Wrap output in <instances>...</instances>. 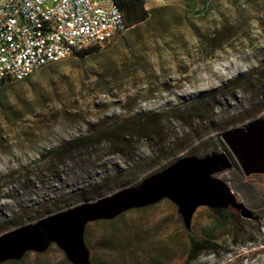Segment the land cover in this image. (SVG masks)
Instances as JSON below:
<instances>
[{"label": "rangeland", "instance_id": "rangeland-1", "mask_svg": "<svg viewBox=\"0 0 264 264\" xmlns=\"http://www.w3.org/2000/svg\"><path fill=\"white\" fill-rule=\"evenodd\" d=\"M145 7L147 19L98 49L8 82L0 97V226L34 223L101 182L110 194L120 180L201 155L212 139L231 156L219 133L264 114V0ZM213 175L254 218L238 212L237 221H218L217 206L199 202L185 226L179 205L162 196L87 222L89 263L264 264V174L244 175L236 163ZM188 231L219 248L188 261ZM0 264L74 263L50 241Z\"/></svg>", "mask_w": 264, "mask_h": 264}, {"label": "water", "instance_id": "water-1", "mask_svg": "<svg viewBox=\"0 0 264 264\" xmlns=\"http://www.w3.org/2000/svg\"><path fill=\"white\" fill-rule=\"evenodd\" d=\"M219 136L232 157L225 152H211L202 157L181 156L132 186L0 234V262L18 259L27 250H43L50 241H55L74 264H90L82 241L87 222L113 218L126 208L144 205L162 196L170 197L179 205L185 226L189 225L193 208L199 202L231 206L242 218H253L252 212L213 173L231 167L233 158L244 175L264 174V114L243 125L224 129Z\"/></svg>", "mask_w": 264, "mask_h": 264}, {"label": "built area", "instance_id": "built-area-1", "mask_svg": "<svg viewBox=\"0 0 264 264\" xmlns=\"http://www.w3.org/2000/svg\"><path fill=\"white\" fill-rule=\"evenodd\" d=\"M123 28L115 0H0V70L16 60L45 66L57 53L105 44ZM90 34L103 41L89 43Z\"/></svg>", "mask_w": 264, "mask_h": 264}, {"label": "trees", "instance_id": "trees-1", "mask_svg": "<svg viewBox=\"0 0 264 264\" xmlns=\"http://www.w3.org/2000/svg\"><path fill=\"white\" fill-rule=\"evenodd\" d=\"M115 2L123 14L125 27H127V26H133L134 27V26L138 25L139 22L147 19V17L150 14V9L145 7V3L143 0H115ZM196 9H198V8H196ZM98 48H99L98 46H91L88 48H84L80 51H77L73 55L78 56V57H83L87 53H90L91 51L98 49ZM28 77H26L25 79H27ZM13 81H17V80H8V81L0 82V97L2 95H4V93L6 92L5 90L11 86V84L8 82H13ZM6 83H8V84H6ZM252 119H254V118H250L246 122H244L242 124L235 125V126L243 125ZM235 126H230L229 128H232ZM107 129L109 132L110 131L114 132L113 127L111 129H109V127H108ZM76 140L77 139H75V141ZM115 143H117L118 145H122V147H124L123 146L124 142H122V141L117 140ZM217 149H218V143L212 139L207 144L203 153H201V155H199V157H202L203 155H205L207 153L216 152ZM232 165H236V162L234 161V159L232 160ZM162 168H164V166L158 168V170L148 172L147 174H143L140 176V178H136V177L131 178L130 177L126 180H120L119 182H117V185L114 188H118V189L120 188L121 189L124 187L132 186V185L138 183L142 178L146 177L147 175H149L151 173L159 171ZM222 182L224 184H227V188H230V190L233 192V189L231 188V186L227 182H225L224 180ZM102 185H104V182L98 183L93 188V192H91L90 194L89 193H82V194H80V196L71 200V202H63L62 204H56L55 203L54 204L55 206L47 209L45 211V214H43L42 216H44V217L49 216L51 214H54V212H57V211L66 209L68 207H71V206H73V205H75L81 201L93 200V199H96L98 197L104 196V195H106V193L110 192V190L112 189V187H109V188L107 187L106 189L103 190ZM214 209L217 212L218 216H217L216 220H218V221L223 220V218H226V219L231 218V219H234L235 221H237V219H238V217H237L238 211L231 206H226V207L220 206V207H216ZM27 221H28L27 219H21V218L19 220H12L8 224L6 223L7 225L0 226V233L5 231V229H9L10 227L22 226ZM236 224H238V223L236 222ZM237 228H239V224H238ZM186 238H187V243H188V251H187V260L188 261L195 260L198 257V255H200L203 251H206V250L216 251L219 248L217 244L211 243L207 239L196 238L189 231L187 232Z\"/></svg>", "mask_w": 264, "mask_h": 264}, {"label": "bare ground", "instance_id": "bare-ground-1", "mask_svg": "<svg viewBox=\"0 0 264 264\" xmlns=\"http://www.w3.org/2000/svg\"><path fill=\"white\" fill-rule=\"evenodd\" d=\"M103 41V34H90L89 35V43H98ZM104 44H99L98 47L103 46ZM75 52L69 53H57V58L50 59L47 63H53L61 60L62 58L72 55ZM44 66V61H37L35 63H29L24 67V60H16L15 66L9 67L7 69L0 70V82H4L5 78L8 77V80H23L28 77L35 70L40 69ZM24 67V68H23ZM228 190V189H227Z\"/></svg>", "mask_w": 264, "mask_h": 264}]
</instances>
